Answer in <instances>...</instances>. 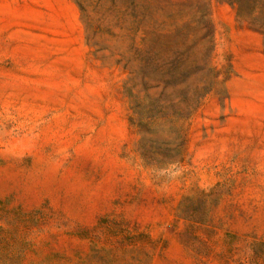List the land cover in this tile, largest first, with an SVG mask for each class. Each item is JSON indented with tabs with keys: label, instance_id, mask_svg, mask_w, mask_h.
I'll use <instances>...</instances> for the list:
<instances>
[{
	"label": "rangeland",
	"instance_id": "1",
	"mask_svg": "<svg viewBox=\"0 0 264 264\" xmlns=\"http://www.w3.org/2000/svg\"><path fill=\"white\" fill-rule=\"evenodd\" d=\"M229 1L0 0V264H264V0Z\"/></svg>",
	"mask_w": 264,
	"mask_h": 264
},
{
	"label": "trees",
	"instance_id": "2",
	"mask_svg": "<svg viewBox=\"0 0 264 264\" xmlns=\"http://www.w3.org/2000/svg\"><path fill=\"white\" fill-rule=\"evenodd\" d=\"M229 3H230L231 5H236V4L238 5L239 1H238V0H230ZM238 6H239V5H238ZM238 6H237V7H238ZM206 22H207V20H206ZM208 22H209V21H208Z\"/></svg>",
	"mask_w": 264,
	"mask_h": 264
}]
</instances>
